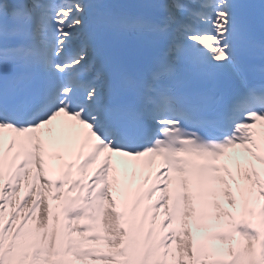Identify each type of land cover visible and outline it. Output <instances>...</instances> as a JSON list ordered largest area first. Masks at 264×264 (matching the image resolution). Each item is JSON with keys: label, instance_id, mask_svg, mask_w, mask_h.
I'll return each mask as SVG.
<instances>
[{"label": "snow or ice", "instance_id": "obj_1", "mask_svg": "<svg viewBox=\"0 0 264 264\" xmlns=\"http://www.w3.org/2000/svg\"><path fill=\"white\" fill-rule=\"evenodd\" d=\"M0 264H264V0H0Z\"/></svg>", "mask_w": 264, "mask_h": 264}, {"label": "bare ground", "instance_id": "obj_2", "mask_svg": "<svg viewBox=\"0 0 264 264\" xmlns=\"http://www.w3.org/2000/svg\"><path fill=\"white\" fill-rule=\"evenodd\" d=\"M10 135H11L10 133H5V136H6V137H8V136H10Z\"/></svg>", "mask_w": 264, "mask_h": 264}]
</instances>
